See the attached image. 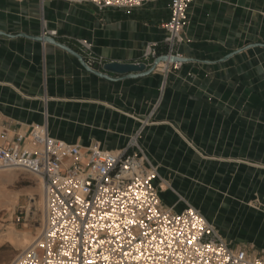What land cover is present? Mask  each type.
I'll return each instance as SVG.
<instances>
[{
    "label": "crops",
    "instance_id": "crops-1",
    "mask_svg": "<svg viewBox=\"0 0 264 264\" xmlns=\"http://www.w3.org/2000/svg\"><path fill=\"white\" fill-rule=\"evenodd\" d=\"M168 0L99 10L65 0H0V144L47 119L50 133L123 148L144 119L142 145L158 166L163 202L196 206L233 247L264 251V0H195L179 46L180 70L110 79L42 35L80 52L93 42L106 63L146 61L165 36ZM165 48L161 47L160 51ZM102 71H105L103 68ZM112 77L119 74L105 71Z\"/></svg>",
    "mask_w": 264,
    "mask_h": 264
},
{
    "label": "built area",
    "instance_id": "built-area-1",
    "mask_svg": "<svg viewBox=\"0 0 264 264\" xmlns=\"http://www.w3.org/2000/svg\"><path fill=\"white\" fill-rule=\"evenodd\" d=\"M65 1L91 3L104 11L157 0ZM194 1L168 0L170 15L162 22L165 36L144 49L148 65L164 54L183 57L179 46L186 40ZM57 33L43 18L42 35ZM77 40L87 65L101 70L106 60L95 53L93 42ZM182 66V61L171 60L157 65L163 78L151 115L161 103L169 74ZM148 124L144 119L118 150L55 137L48 120L34 123L11 144H0V171L24 169L39 176L43 187L41 232L11 264H264V253L231 246L196 206L188 203L178 211L163 202L158 166L141 142Z\"/></svg>",
    "mask_w": 264,
    "mask_h": 264
},
{
    "label": "rangeland",
    "instance_id": "rangeland-1",
    "mask_svg": "<svg viewBox=\"0 0 264 264\" xmlns=\"http://www.w3.org/2000/svg\"><path fill=\"white\" fill-rule=\"evenodd\" d=\"M48 113H46L47 119ZM94 142L101 143L98 139ZM89 144V145H90ZM18 216L21 219H18ZM43 221V187L41 178L21 168L0 171V264H11L24 246L15 234L30 231V238L39 235ZM260 252V254H263Z\"/></svg>",
    "mask_w": 264,
    "mask_h": 264
},
{
    "label": "water",
    "instance_id": "water-1",
    "mask_svg": "<svg viewBox=\"0 0 264 264\" xmlns=\"http://www.w3.org/2000/svg\"><path fill=\"white\" fill-rule=\"evenodd\" d=\"M4 33L3 31H0ZM22 36H29L37 40L41 41H48L57 44L60 47H63L73 55L77 56L82 64L91 72L97 74L98 76L105 77V78H110V79H123L127 77H138V76H143V75H148L151 74L156 70L157 65L162 62V61H186L187 58L185 57H180L176 55L169 56L167 54L160 55L158 56L152 65H148L145 61L141 62H122L118 60H113L105 63L103 69L105 71H110L119 74V77H112L108 73L102 70H97L93 69L90 66L87 65L84 56L78 52L77 50L71 48L69 45L64 44L62 42H59L56 40V38L49 36V35H28L26 33H20Z\"/></svg>",
    "mask_w": 264,
    "mask_h": 264
},
{
    "label": "bare ground",
    "instance_id": "bare-ground-1",
    "mask_svg": "<svg viewBox=\"0 0 264 264\" xmlns=\"http://www.w3.org/2000/svg\"><path fill=\"white\" fill-rule=\"evenodd\" d=\"M41 183H42V180H41ZM10 233L14 235V239L18 243L24 246V249L28 248L33 243V241L37 238V236L34 238H30V231H23L17 234H15L14 232H10Z\"/></svg>",
    "mask_w": 264,
    "mask_h": 264
}]
</instances>
